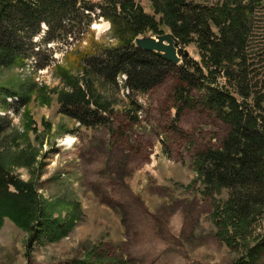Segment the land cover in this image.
I'll return each instance as SVG.
<instances>
[{"label": "rangeland", "instance_id": "374dc122", "mask_svg": "<svg viewBox=\"0 0 264 264\" xmlns=\"http://www.w3.org/2000/svg\"><path fill=\"white\" fill-rule=\"evenodd\" d=\"M134 1L161 19L151 0ZM185 1L202 7L219 2ZM262 10L251 17L256 35L251 47L258 50H264ZM96 25L101 29L94 31ZM110 26L99 19L83 40L48 45L44 26L35 42L42 43L46 58L31 64H48L46 69L0 68L1 85L35 86L26 109L9 99L11 109L0 111L12 119L0 136V177L9 180L1 186L0 179V201L9 211L0 218V264H238L245 248L264 237V216L245 240L229 245L220 237L215 217L229 192H213L199 159L221 148L230 128L216 113L201 109L176 122V78L129 99L123 76L120 92L109 95L115 104L107 124L87 126L63 113L64 95L72 92L65 71H76L74 59L66 56L77 47L84 50L91 39L108 43ZM180 48L200 60L195 45ZM258 63L264 76V58ZM138 106V120L131 121L129 112ZM20 190L25 194L16 198ZM6 193L15 198L6 200ZM51 222L60 224V238L38 240L39 228Z\"/></svg>", "mask_w": 264, "mask_h": 264}, {"label": "trees", "instance_id": "16d2710c", "mask_svg": "<svg viewBox=\"0 0 264 264\" xmlns=\"http://www.w3.org/2000/svg\"><path fill=\"white\" fill-rule=\"evenodd\" d=\"M151 1L160 20L146 14L134 0H103L97 4L88 0H0V68L46 69L48 64H31L34 58H46L40 49L42 43L35 42L44 26L48 30L43 43L48 45L83 40L95 21L109 22L108 43L91 39L84 50L77 47L66 56L74 59L76 75L65 71L72 92L64 95L63 113L87 126L107 124L105 117L114 113L115 104L109 95L120 92V78H127L129 99L148 95L169 78H176V122L187 112L201 109L216 113L230 128L221 148L201 154L199 167L213 192H229L215 219L220 221V237L234 245L251 236L257 219L264 216V76L257 69L264 50L251 47L256 39L251 17L263 11L264 0H219L217 5L207 7L185 0ZM167 33L174 34L179 47L195 45L200 60L185 56L180 48L183 61L176 66L136 46L140 37ZM32 90L33 84H0V111L11 109L9 99L26 109ZM140 108L129 112L131 121L138 120ZM11 120L8 115H0V136ZM0 179L1 186L9 182ZM19 193L16 198L25 191ZM14 198L8 196L6 200ZM8 212L0 201V218ZM59 225L51 222L39 228L36 238L56 241L62 234ZM245 249L246 256L238 264H261L264 237Z\"/></svg>", "mask_w": 264, "mask_h": 264}, {"label": "water", "instance_id": "95a60500", "mask_svg": "<svg viewBox=\"0 0 264 264\" xmlns=\"http://www.w3.org/2000/svg\"><path fill=\"white\" fill-rule=\"evenodd\" d=\"M94 31H97V29L94 28ZM135 43L138 48L146 52L156 53L176 66L182 64L183 58L180 54L177 39L172 33L155 37L138 38ZM184 55L190 56V53L185 51Z\"/></svg>", "mask_w": 264, "mask_h": 264}, {"label": "bare ground", "instance_id": "6f19581e", "mask_svg": "<svg viewBox=\"0 0 264 264\" xmlns=\"http://www.w3.org/2000/svg\"><path fill=\"white\" fill-rule=\"evenodd\" d=\"M95 29H97V30L99 29V30H100V29H101V25H96V28H95ZM66 144H67V145H72V144H73V139L68 140V141L66 142Z\"/></svg>", "mask_w": 264, "mask_h": 264}, {"label": "crops", "instance_id": "0c3cea01", "mask_svg": "<svg viewBox=\"0 0 264 264\" xmlns=\"http://www.w3.org/2000/svg\"><path fill=\"white\" fill-rule=\"evenodd\" d=\"M109 25H110V23H109ZM111 27V26H110ZM110 29V28H109Z\"/></svg>", "mask_w": 264, "mask_h": 264}]
</instances>
